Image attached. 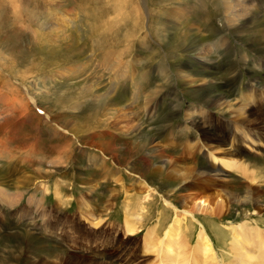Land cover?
Here are the masks:
<instances>
[{
    "label": "rangeland",
    "instance_id": "374dc122",
    "mask_svg": "<svg viewBox=\"0 0 264 264\" xmlns=\"http://www.w3.org/2000/svg\"><path fill=\"white\" fill-rule=\"evenodd\" d=\"M236 9L244 15L229 21ZM62 12L71 14L68 22L59 19ZM0 75V186L7 191L0 196V264H48L64 252L113 264L160 263L148 245L166 239L176 217L165 197L182 203L181 211L179 200L188 195L161 162L164 156L186 157L187 165L218 171L221 160L190 148L191 141L203 143V129L238 161L223 165L224 177L211 182L218 179L245 198L248 178L237 171L244 162L256 168L264 187V149H237L236 133L229 140L234 146L227 143L233 114L211 103L225 97L238 108L243 96L264 91V0H0ZM3 79L18 87L27 110L9 101L12 89ZM258 99L263 111L264 95ZM30 107L37 126L26 122ZM263 122L253 123L261 126L260 135ZM57 155L66 162H49ZM140 177L152 189L140 186ZM205 186L191 193L225 192L209 181ZM18 190L16 202L11 196ZM32 195L38 199L30 202ZM260 196L258 206L232 200L222 217L182 214L181 230L165 245H185L182 259L191 264L205 229L216 263L234 264L233 228L246 223L264 233V191ZM129 217L143 231L115 232L123 221L131 233ZM101 221L102 229L93 232ZM57 224L69 230L60 234ZM101 246L110 257L94 253ZM123 254L134 262L118 260Z\"/></svg>",
    "mask_w": 264,
    "mask_h": 264
},
{
    "label": "bare ground",
    "instance_id": "6f19581e",
    "mask_svg": "<svg viewBox=\"0 0 264 264\" xmlns=\"http://www.w3.org/2000/svg\"><path fill=\"white\" fill-rule=\"evenodd\" d=\"M238 4H241V2L238 1ZM238 4H237V6L239 7ZM226 8L229 11L234 9V7L231 4H227ZM247 8H249V7H247ZM235 11L236 12H231V15H230L231 17L229 18V21H232L235 18L238 19L239 16L244 15V13H242V12L238 13L240 10L236 9ZM61 15H62V17H60ZM69 15H71V14H69V12H64V13L62 12L59 15V19H61L62 23H64L65 21H67L66 18ZM179 15L183 16L182 10H179L177 12V16H179ZM54 19L56 20V17H54ZM54 22L56 23L57 21H54ZM55 26H57V25H55ZM43 38L44 37H42V39ZM43 40H45V39H43ZM0 78L2 79L3 77L0 75ZM3 80H5V79H3ZM5 82L12 89L10 97H9V101L12 104H17V105L19 104L21 107L23 106L22 109L27 110L28 108L23 105L24 103L20 102V96H18L16 94V92L14 91L15 89H18V87H16L13 84H10L6 80H5ZM255 93H256V90H254L253 93L251 92V93H248L247 95L243 96L242 102L238 108H235V106H233V104H231V101L226 99L225 97H219V98L215 97V98H213V101L211 102L214 106H217L218 108H220L222 110L226 109L230 113L233 114V119H234L233 122L235 124V129L233 130V132L229 133V135L227 136V141L236 140V138L233 139L234 133H236L238 135V138H237L238 144L235 143L237 145V149L239 147H242V146H245V148H252L255 151H262L264 149V135L263 134L260 135V130L262 128L257 123L253 124V123L257 122L259 119H264V110L262 111V105L260 103V102H262V100L258 99L259 96L262 97L264 95V91L262 90L261 93H257L256 95H255ZM254 97H255V99L257 98V100H255ZM220 98H223V100ZM236 102H238V101H236ZM32 103H34V102H32ZM211 103H210V105H211ZM34 105H36V104L34 103ZM38 108L40 109V111L42 113H44L43 108H41L40 106ZM35 111L41 115V112H39L36 109H35ZM34 115H35V112L30 107V110L28 111L27 115L25 116L26 122L31 123V125H33V126H37V124H35ZM118 115H119V117H121L120 112ZM119 117H115V118L119 119ZM122 118H124V120H126L128 118V112H124L122 114ZM117 120H115V121H117ZM124 120H122V122ZM37 123L39 124V122H37ZM124 123H125V121H124ZM251 125H253L255 127L251 128ZM123 126L127 127V126H129V124H124ZM55 130H56V128H55ZM60 131H59V133H60ZM202 133H203V138H202L203 143L198 145L197 140L191 141L192 143L190 144V148L193 150V149H196L197 146H199L198 147L199 151H204V154H207L210 159H213L214 161H220L221 160L222 165H220L221 168H219L218 171H216L217 168L215 166H213V168L215 169V171H214V169L213 170L204 169V168L201 169L195 165L194 166L187 165L188 162H184V161H188V158H186V157L184 158V157H177V156H171V157L164 156L166 159L162 160V162H161V163H163L162 165H167V167H169L171 169V172L173 173V175L179 180V186L182 188L183 192H187L188 195L186 197L184 196L185 198H183V201L179 198L180 199L179 202H183V208L181 211H179L180 209L177 207L180 203L176 206L175 203H173L171 201V199L168 198V196L165 197L166 198V201H165L166 205L172 206L174 208V211L176 212V217L174 218L172 224L166 230V239L156 237V239L159 241V243H157V244H159V245L154 244L151 240H150V242L148 241L149 242L148 248L150 249V251L156 252L159 259H160V263L158 262L159 264H189L187 257L182 259L183 255L187 251V247H185V245L183 248H172L171 247L172 246L171 242L173 241L174 237L176 236L175 233L178 232V230H179L182 214L185 217L191 216V218L193 219V218H195V212L199 211V212H203L204 214H208L210 216L222 217L226 212L224 210L226 209V207H229V203L232 200H235L237 202H240V201L250 202L251 204H253L255 206H258L261 204L259 196H260V193H262L264 191V187L262 185L258 184V178L259 177L255 173L256 168L252 169L244 162L240 163V167L237 168V171L243 173L248 178V181L250 180L249 182L246 181L247 196L245 198H241L240 193H237V192L235 193L234 191H229L227 189L229 187V185H227V184L225 185L223 182H221L218 179L217 180L215 179V181L211 182V180L214 179V177H224L222 175H225V174H221V173H223V170H222L223 165L231 168L233 165H237L238 161H236L233 158V156L226 155L227 149L225 147H223L222 144H220V141L218 139H215L209 132H207L204 129L202 130ZM230 142H231L232 146H234V141H229L227 143H230ZM170 144L172 145V143H170ZM260 147H261V149H260ZM229 152L231 153V151H229ZM148 153H150V152H148ZM102 154L103 155H101L100 157L103 158L104 153L102 152ZM113 154H112L113 155L112 158L114 159L113 161H116L118 154H115V153H113ZM217 154H222V155H217ZM227 154H229V153H227ZM0 156H1V154H0ZM94 157L97 159L99 156L95 155ZM105 158H107V157H105ZM49 162H51V163H54V162L65 163L66 161H65V158L63 159V157L61 155H57L55 159H53L52 161H49ZM181 162H183V163H181ZM155 170L159 171V170H162V168L158 167V165H157ZM26 174H29V173H26ZM176 174H178V175L176 176ZM22 177L23 178H29L28 176L26 177V175H24ZM20 179H22V178L20 177ZM116 180L118 182L122 183L121 187L123 190V187H124L123 179H122V176L120 174H119V176H117ZM147 181L148 180H146L144 177H142L138 184H140V186H142L143 188H146L147 190L152 189V187L148 183L149 181L148 182ZM206 181H209L211 187H213L214 189H217V188L220 189V186H224L225 192L224 193L218 192V193H215L214 195L210 194V195H202V196H197V197H196V195H193L191 193L192 191H195V192L200 194L201 191L207 190L208 188L205 186ZM0 185H5V184H4V182H0ZM44 189H45V191H43V192H44V196H45L48 189L47 188H44ZM140 189H142V188L140 187ZM5 192H7V191H5L3 186H0V196L2 198L4 197V194L6 195ZM20 192L21 191L18 190V193H15L16 198H15L14 194L11 196L16 200V202H18L21 198ZM180 197H181V195H180ZM195 197H196V199H195ZM203 198H205V199H203ZM212 198H213V200H212L213 203L207 202V199L210 200ZM35 199H38V198L32 195L30 197V202H33V200H35ZM40 200H42V198H40ZM91 200H93V198H91ZM88 201H87V203H88ZM128 219L130 220V217ZM129 220L125 224L126 229L129 230L130 232L137 230V224H135L131 220L130 221ZM123 226H124V224H123ZM245 227H247V228L244 229ZM259 230L260 229L257 226H249L246 223L241 224L238 227L233 228L234 238L232 239V244H233L232 250L234 252L233 256H235V263L234 264H245V262H247L249 264H264V233L263 232L259 233ZM171 238H172V240H170ZM179 239H180V236L177 238V240H179ZM167 240L171 241V242H169V245H165ZM184 240H185V238H184ZM210 241H211V239H210L208 232L205 229H202V231L199 234L198 243H197L196 249H195V250H197V252L199 254V258L197 256H193L191 264H217L216 263V256L212 253V250H211ZM174 243H173V246L175 245ZM178 243L183 245V243H181V242H178ZM176 244H177V242H176ZM203 244H206V246L203 247ZM148 248H147V250H148ZM98 249L99 248L97 247V249H94V250H98ZM103 249H104L103 246H101V249L98 251H94V253H100L99 255L104 257V255H107V254L105 252H102ZM26 251L28 252L27 248H26ZM54 252H55V250L53 251V253ZM192 252H193V250H192ZM64 254H65V252L61 255V258L58 256L57 260H55L53 262L51 260H47V263L48 264H113V262H109V261H105V260H104L105 262H101L102 260L99 258L83 255L82 253L80 255H74V254H68L67 253V256H65ZM200 254L204 255L203 262H200ZM32 255L33 256H31V257L34 258L33 253H32ZM107 256L110 257L109 255H107ZM96 257H98V256H96ZM124 257H128V256L123 254V257L119 258L118 260H121L123 262L125 261L127 263V258H124ZM132 258L130 257V259H128L130 261V263L134 262V259H132ZM33 261L36 262V260H33ZM34 262H30V264H35Z\"/></svg>",
    "mask_w": 264,
    "mask_h": 264
}]
</instances>
